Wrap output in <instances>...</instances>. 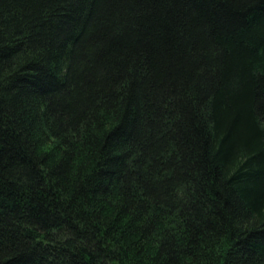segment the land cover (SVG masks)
<instances>
[{"label":"trees","instance_id":"trees-1","mask_svg":"<svg viewBox=\"0 0 264 264\" xmlns=\"http://www.w3.org/2000/svg\"><path fill=\"white\" fill-rule=\"evenodd\" d=\"M0 264H264V0H0Z\"/></svg>","mask_w":264,"mask_h":264}]
</instances>
